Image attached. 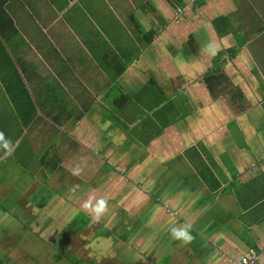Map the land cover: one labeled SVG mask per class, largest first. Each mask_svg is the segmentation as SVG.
Instances as JSON below:
<instances>
[{
	"label": "crops",
	"instance_id": "obj_1",
	"mask_svg": "<svg viewBox=\"0 0 264 264\" xmlns=\"http://www.w3.org/2000/svg\"><path fill=\"white\" fill-rule=\"evenodd\" d=\"M61 8L58 105L49 95L55 85L42 74L35 80V51L17 56L43 101H51L46 111L52 118L24 124L2 81L6 61L0 72L2 96L16 110L8 113L0 96V132L18 144L10 155L0 149V201L2 188L17 185L20 172L32 177L49 168L61 186L64 166L68 173L79 166V181H99L77 186L76 195L108 202L101 218L90 221L97 225L92 240L105 232L123 245L116 254L109 246L103 263L117 264L124 252L130 259L121 264H235L254 248L256 264H264V164L248 172L264 158V0H63ZM13 35L0 34V47L14 52L7 44ZM111 87L112 96L103 92ZM50 124L64 137L36 152ZM76 143L79 163L72 160ZM44 152L58 164L41 161L33 171L34 156L41 160ZM28 214L25 221L39 220L41 229L51 222L41 212ZM18 216V204L5 217L0 204L6 264L18 259L3 248L16 234L4 227ZM185 223L193 236L186 244L169 233ZM95 258L102 264L98 252Z\"/></svg>",
	"mask_w": 264,
	"mask_h": 264
},
{
	"label": "rangeland",
	"instance_id": "obj_2",
	"mask_svg": "<svg viewBox=\"0 0 264 264\" xmlns=\"http://www.w3.org/2000/svg\"><path fill=\"white\" fill-rule=\"evenodd\" d=\"M62 2L63 0H9L5 5V9L12 18L14 26L16 27V33L13 35L11 42L7 43L9 44L11 50H15L14 52L8 51L3 46L0 47V51L2 50L8 53L9 56L6 71L4 72V79L9 80V83L6 84L5 81L4 83L7 89L8 86L11 85L9 91L13 93L16 85L12 84L11 82L16 81V74L20 77L26 93L24 92L21 94H16L10 98H14V103L16 102L15 98H20V111L22 108V98H24V101L26 100L27 103L31 102L33 108L31 107L30 110V118L34 123V126L44 125L46 119L49 120L52 118V116H49L46 111V108L51 104V101H43V97L38 91H36V87L38 86L37 85L35 87L36 82L33 85L31 72L29 73V76L28 74L27 77L25 76L24 68L21 66L22 63L20 60H18L17 56H30L29 53L33 52V50L35 51L34 65L39 69L35 73V80L37 81L38 78L43 75L46 78L44 82L47 81L48 84L55 85L52 89V94L49 95L53 97L55 104L58 105V102L63 100V78L61 73V70L63 69V8H61L62 10L58 9V5ZM60 29L61 31H59ZM50 37H52V41L50 40ZM1 42L2 41H0V43ZM36 44H42L46 47L43 50H39L37 49ZM16 53H18V55ZM23 57L21 58L23 59ZM40 57L42 60H40ZM50 61L52 63H50ZM41 81H43V78ZM103 92L112 96L116 93V90L115 88L111 87L109 88L108 92ZM0 96L3 102H5L4 107H6L8 113H14L15 109L12 108V106L6 102L4 96H2L1 84ZM132 109H134L133 112H135L136 107H133ZM48 112H51L50 108ZM55 114L56 113H53V116H55ZM157 115L158 114L155 113L154 116ZM48 127L50 129L47 131ZM48 127L44 129V132L43 130L41 131L43 135H38L39 141L36 142L38 143L36 149L39 147L40 148L36 150V152L48 144L50 146L52 141L55 143V146H58V141L62 140L64 137L63 132L57 134V131H60L58 127L53 125ZM147 129L149 130L151 127H148ZM72 147L75 148L72 160L75 159L79 163V161L76 159L80 156L78 154L77 143ZM53 151L55 150H51L49 155ZM38 156L40 155L36 154L34 156V160L32 161V164L34 165L33 171H36L40 167L39 162H41V160L38 159ZM104 167H107V165ZM18 170H20V168ZM60 171L62 170H58V172ZM0 172L3 173V171ZM54 172L55 171H52L46 167H43V169L37 171V173L32 177L24 174L23 172L21 174L20 172V174L17 176V185L13 187L6 186L2 188V190H5V192L2 194L3 201H0V204H3L4 217L7 215L8 211H15V206L17 204L20 206V216L16 217L13 222L11 219L10 221L12 223L9 221L10 223L4 227L5 229L8 228L7 232L9 235L16 233V239L12 238L9 243L5 242L3 244V248L8 246V249L12 250L11 258H13V260L18 259L16 264H74V261L77 260L75 254L63 256V253H61L60 256L56 253V250H59L60 252L63 251L66 246H71V248H74L75 245H80L75 247L82 250L83 246L88 245V250H86L85 255H87L88 252H91V250H96V257L98 252L101 255L100 262L102 264H113L103 263L107 262L104 255H108L109 246L115 248L114 250H118L115 251L116 254V252H119L122 249L123 245L121 242L114 240L113 237H115V235H112L111 240H108L105 232H103V226L101 228L98 227V229L100 228V233L103 232V235L100 236L104 239L96 238L92 240V232L97 227L95 223L88 222L86 224V228L79 234H72L71 231H63V239L55 241L52 244L50 243L51 241L47 243L42 239L44 238L43 235L49 239H52L53 234L50 235L47 231L48 229L52 231V229L56 226H63L65 220L60 221V219L63 217L69 220L70 217L72 218L74 215H76L78 217L76 218L77 221L80 222V220L83 218L86 220L82 214V211L80 210L81 208L78 207L76 203L75 205L73 203L74 201H70V199L71 197H74L75 199L74 194L78 193L77 186L78 188H86L87 185H93V182L89 183L88 180H92L94 182L99 181L96 177L93 178L91 176H89L88 179H83L84 182L79 181V176H74L72 173H68L64 166L63 176L60 177L62 181L59 182L63 186H58L54 179L56 180V178L59 176H56ZM60 174L61 173H58V175ZM54 176L56 177L53 179ZM32 181L34 186L31 190L29 186ZM33 190H35V192ZM60 195H63V198H65L63 202L68 204L65 207V216H63L61 213V216L63 217L60 216L58 211L60 205ZM80 198L77 196L76 199V202L79 206L80 204H84L89 200V198H83L82 195ZM40 212L41 214H44L45 218L52 220L51 223L46 226V229H41L39 225H36L39 224V220H36V224L34 221H25L24 217H29L28 213H32L34 217L36 214H40ZM4 219L6 218H3L2 220ZM0 226H5V223ZM65 236L68 238V240L65 238ZM99 241H101L100 244L97 243ZM80 249L78 250L80 251ZM113 253L114 252L109 255L114 256ZM123 253L124 252H120V255L118 256V258L120 257L119 261H116V259L113 258L111 260H114V262L116 261L117 264H121V260L124 261V259L128 261L130 258L127 256L124 257ZM91 255L92 256H88L86 258L88 260H92L94 254ZM3 258L4 260L10 262L6 256ZM93 258L94 262H96L95 256ZM79 263L87 264V261L81 260ZM2 264L6 263L3 262Z\"/></svg>",
	"mask_w": 264,
	"mask_h": 264
},
{
	"label": "trees",
	"instance_id": "obj_3",
	"mask_svg": "<svg viewBox=\"0 0 264 264\" xmlns=\"http://www.w3.org/2000/svg\"><path fill=\"white\" fill-rule=\"evenodd\" d=\"M9 0H0V34L4 37V38H7L8 36H11L13 34L16 33L15 31V26H14V23H13V20L12 18L9 16V14L7 13L6 9H5V5L6 3H8ZM173 0H169V2H172ZM1 40V39H0ZM1 55H5L7 57V59L9 60V56H8V53L4 52V51H0V72L3 71V66L5 65V63H7V60H5L3 57H1ZM6 61V62H5ZM5 62V63H4ZM16 81L15 82H11L12 84H15L16 87H15V90L14 92L12 93L10 90V87L11 85L8 86V89L7 87L5 86L6 88V91L8 92V94L11 96H15L16 94H21V93H24L23 90L24 89V86H23V83L22 81L20 80V78H18L17 74H16ZM4 79V77H2ZM3 82L5 81L6 84L9 83V80H2ZM16 99V107L19 111V113H21V116H22V119L25 121L24 124H29L27 122V120H31L30 118V110H31V107L33 108V105L30 103H28L27 105H23L22 104V108H21V111L19 110V101L18 98H15ZM14 100V99H13ZM24 102V98H22V103ZM32 105V106H31ZM47 156H49L48 154H46L45 152L41 154V161L43 163H47L49 164V162L52 164V166L54 167L57 162H59L58 160H53V158H50L48 160L47 159ZM57 161V162H56ZM60 199V203L63 202L61 199V196L59 197ZM64 200V199H63ZM61 205V204H60ZM66 207V205H65ZM60 208V207H59ZM83 216L86 218V220L83 218L82 220L77 221L76 218H78L76 215H74L72 218H69L68 219H65V218H61L60 221L62 220H65V223L63 226H56L55 228L52 229L51 231V234H53V237L52 239L48 238V237H44L42 238L45 242L49 243V241H51L50 243H54L55 241H59V240H62L63 239V236L62 234L64 235V232L66 231H71L72 234H78V232L84 230L86 228V224L88 222H90V219L91 217H89L87 214H85L84 212H82ZM64 231V232H63ZM50 234V235H51ZM54 234H56L54 236ZM65 238L68 240V238L65 236ZM64 238V239H65ZM57 246V244H56ZM75 246H80V245H75ZM74 246V248H71V246H66L63 251H60L59 250H56L57 254L61 256V253H63V256L65 255H71V254H75V257H77V260L74 261V264H80L79 262H81V260H84V261H87V264H95L94 262V256L96 257V250H91V252H88L87 255H85L86 253V250H88V245H85L82 247V250L80 248H76ZM80 249V251L78 250ZM249 249V248H248ZM91 254H94L93 257H92V260H88L86 257L88 256H92ZM5 262V261H4ZM3 261L0 259V264H2Z\"/></svg>",
	"mask_w": 264,
	"mask_h": 264
},
{
	"label": "clouds",
	"instance_id": "obj_4",
	"mask_svg": "<svg viewBox=\"0 0 264 264\" xmlns=\"http://www.w3.org/2000/svg\"><path fill=\"white\" fill-rule=\"evenodd\" d=\"M208 51L211 55L216 54V49L213 45L208 46ZM18 144H15L12 140L8 139L3 132H0V149H4L6 154L10 155L15 151V148ZM82 172V169L77 166L71 170L72 175L79 176ZM94 197H90L87 202L84 203L83 208L92 214L93 219L99 220L101 216L107 211L108 202L104 198H100L93 203ZM192 225L191 223H185L179 227L172 226L169 228V233L172 239L189 243L193 239L191 234Z\"/></svg>",
	"mask_w": 264,
	"mask_h": 264
},
{
	"label": "built area",
	"instance_id": "obj_5",
	"mask_svg": "<svg viewBox=\"0 0 264 264\" xmlns=\"http://www.w3.org/2000/svg\"><path fill=\"white\" fill-rule=\"evenodd\" d=\"M264 164V158L259 161H254L251 163L250 168L248 169V172H252L255 168L260 167ZM259 257V253L254 248H249L247 252L239 258H237L234 263L235 264H256Z\"/></svg>",
	"mask_w": 264,
	"mask_h": 264
},
{
	"label": "flooded vegetation",
	"instance_id": "obj_6",
	"mask_svg": "<svg viewBox=\"0 0 264 264\" xmlns=\"http://www.w3.org/2000/svg\"><path fill=\"white\" fill-rule=\"evenodd\" d=\"M77 194H78V193H77ZM74 196H75V199H74V197H72V199H70V201H72V202L74 201L73 203H74V204L76 203L77 206L81 208L80 210H81L82 212H84V213L87 214L89 217H91V219H90V221H91L92 218H93L92 214H90L87 210H85V209L83 208V205H84V204H80V206L78 205V203L76 202V198H77L76 193L74 194ZM79 198H80V197H79ZM80 199H81V198H80ZM60 204H61V205H59L60 208H58L59 214L62 213V215L65 216V213H66V212H65V205H66L67 203H66V202H61ZM76 204H75V205H76ZM77 206H76V207H77ZM63 218H64V217H63ZM70 218H71V217H70ZM51 221H52V220H51ZM50 223H51V222H47L45 226H47V225L50 224ZM80 232H82V231H80ZM80 232H78V234H79Z\"/></svg>",
	"mask_w": 264,
	"mask_h": 264
}]
</instances>
